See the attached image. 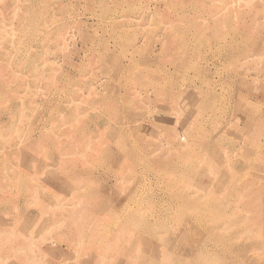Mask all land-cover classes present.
Segmentation results:
<instances>
[{
    "label": "rangeland",
    "instance_id": "1",
    "mask_svg": "<svg viewBox=\"0 0 264 264\" xmlns=\"http://www.w3.org/2000/svg\"><path fill=\"white\" fill-rule=\"evenodd\" d=\"M61 263L264 264V0H0V264Z\"/></svg>",
    "mask_w": 264,
    "mask_h": 264
},
{
    "label": "bare ground",
    "instance_id": "2",
    "mask_svg": "<svg viewBox=\"0 0 264 264\" xmlns=\"http://www.w3.org/2000/svg\"><path fill=\"white\" fill-rule=\"evenodd\" d=\"M192 108V107H191ZM201 108V106H200V104L196 107V108H194L193 109V111L196 113V112H198L199 113V109ZM179 137H181V138H185V135L184 134H181ZM179 141V140H178ZM17 147V146H16ZM61 162V161H60ZM62 163V162H61ZM147 245H149L148 243H146ZM146 244H145V246H146ZM61 264H63V263H61Z\"/></svg>",
    "mask_w": 264,
    "mask_h": 264
}]
</instances>
